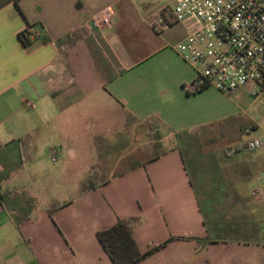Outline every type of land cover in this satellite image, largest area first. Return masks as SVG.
Wrapping results in <instances>:
<instances>
[{"label":"crops","instance_id":"1","mask_svg":"<svg viewBox=\"0 0 264 264\" xmlns=\"http://www.w3.org/2000/svg\"><path fill=\"white\" fill-rule=\"evenodd\" d=\"M108 6L118 13L132 4L0 0V264H114L97 234L127 218L139 219L133 236L139 250L150 253L137 264H264V223L263 240L247 239V225L219 223L209 213L213 202H207L216 195L215 207L221 205L223 212L252 205V192L264 186V156L228 151L229 161L242 165L239 170L230 173L229 166H222L206 179L191 152L186 157L178 140L167 137L219 129L220 119L210 105L225 95L214 88L191 94L196 73L175 50L187 27L173 24L156 31V13L133 40L117 31V21L112 31L81 29ZM28 28L31 43L24 45L20 34ZM38 33L44 37H33ZM92 49L113 54L112 73L98 72ZM105 104L120 114L115 131L126 130V119L134 128L154 123L164 135L161 143L166 138L172 146L145 160L130 156L133 163H142L136 168L128 160L121 170L103 169L112 162L105 146L110 147L107 138L113 129L96 124L85 142L88 160L79 174L84 181L74 183L75 192L58 201L56 195L65 193L57 189L58 184L63 187L57 182L63 170L53 177L41 158H50V150L57 147V163L80 159L83 154L70 140L73 123L79 122L83 109L103 110ZM260 128L258 123L254 127ZM250 132L242 127L243 134ZM263 136L264 127L255 138ZM188 162L198 169L194 174L199 186ZM229 229L243 238H227ZM208 236L210 241L198 243Z\"/></svg>","mask_w":264,"mask_h":264},{"label":"rangeland","instance_id":"2","mask_svg":"<svg viewBox=\"0 0 264 264\" xmlns=\"http://www.w3.org/2000/svg\"><path fill=\"white\" fill-rule=\"evenodd\" d=\"M175 1L177 0H131L132 7L130 9H127L124 6L118 9V20H116L117 31L122 34V36H124L125 33L129 34L127 37L133 40L135 37H138V34L141 32L143 27L148 28L145 20L149 22L151 19H153V15L158 13L162 6L173 4ZM102 52L103 51L99 49H92L90 51V53H92V62L97 68L98 72L102 73L103 71H110L112 73V68L115 64V58L111 52L108 53L105 50L103 53L107 56L106 59L104 58ZM225 96L223 100H217L215 105H210L212 106L210 110L215 114L216 117L220 119L218 121V125H216L219 127V129H211L209 132H201V134H195L194 136H188L185 133L180 134L179 137H176L172 134L167 136L170 138V140H178L176 144L180 145L186 157H189L191 152V157L193 158L195 167L197 166L203 170L206 179L209 178L208 176H210V173L213 174L218 170L221 171L222 166L224 170V166H229L227 171L230 173L237 172L239 167L242 165H240L238 161L235 160L229 161V159L226 157V152H232L234 150L237 151L236 147L239 142H246L263 133L264 92H262V94L258 97H253L252 92L248 88H242L236 95L234 94L232 96ZM105 105L106 109L103 110L90 111L88 109H83V112L78 116L79 122L77 124L76 122L73 123V135L70 137V140L77 146L78 151L83 154L80 159L73 162L66 161L65 164H62L61 162L54 163L48 157H39L43 161V166L46 172L52 174L53 177L55 176L54 174L58 172L60 167L61 170L59 172H62L63 170L61 173L62 175H60L59 179H57V182H61L63 187L58 184L57 189L59 192H63L64 190L65 193H58L56 195L58 201L69 198V195L75 192V185L77 182L84 181L81 177H79V174L81 167L83 168V166L86 165L84 162L86 159L88 160L86 155L88 146L85 144V142L90 139L89 133H91V130L94 129L96 124L101 126L104 125L106 129L108 128L110 130L117 125L116 119L120 118V114L115 112V108L109 106L108 104ZM80 106L81 105H79V107ZM255 122L261 126L260 129H254V127L257 126V123ZM125 123L126 130H123V127L116 131L113 129L111 131V136L107 138L110 139L108 141V145H110V147L105 146V150L108 149V151H110L109 153L111 154L112 162L103 165V169H107L106 167L108 166L112 170H121L128 165L130 156L134 155L133 157L137 156L140 159L145 160L155 156L163 149H168L172 146L171 143H173V141H170V143L166 138L162 143L160 142V145H158V142L154 140L155 138L153 137V132L150 130L154 123L150 124L146 122L141 125H136V128H134L135 126H128L130 123L129 119H126ZM242 127L249 129L251 132L249 134H243ZM133 128L134 130H131ZM220 128L224 129L220 130ZM93 134L95 135L94 132ZM98 139L101 140L104 138L98 137L97 140ZM206 140H214L216 142L213 145L205 146L203 142ZM46 142L48 143V140ZM57 149L60 151L59 148ZM39 154L40 156H43L42 153ZM244 154H247L248 157L253 155V153L249 152H244ZM115 158H120L122 161L115 163ZM129 161L131 164L133 161H135V158H131ZM230 163L233 165H230ZM188 166L190 175L197 186L199 181L195 178L194 171L198 169H195L192 162H188ZM96 167L99 166L96 165ZM29 175H31V173H29ZM102 180L104 179H95L96 182ZM262 180L264 181V177ZM85 182H88V180ZM71 184L73 185L71 186ZM83 184L84 182L80 184L81 188L83 187ZM66 186L68 189L65 188ZM250 187L251 186H249V188ZM257 189L264 193V186H260ZM78 190L81 189L78 188ZM216 197V195L208 196L207 202H213L212 207L214 210L212 212L210 211L209 213L215 217L219 223L223 222V224H226L227 227H237L235 224L245 226L247 225L246 227L250 233L245 236V238L254 239L255 241L261 240L263 238L261 236V232L263 230L262 225L264 223V200H255L252 198L253 204L251 203L252 205H249L245 209L242 208V210L223 212L221 211V205H216L217 207H215ZM220 197L222 196H219V198ZM205 198L206 196H203L202 198L204 202H206ZM228 231L231 233L227 236V238H243V235H241L239 231H234L231 229ZM251 234L252 236L249 237Z\"/></svg>","mask_w":264,"mask_h":264},{"label":"built area","instance_id":"3","mask_svg":"<svg viewBox=\"0 0 264 264\" xmlns=\"http://www.w3.org/2000/svg\"><path fill=\"white\" fill-rule=\"evenodd\" d=\"M116 20V9L108 6L88 18L81 29L112 31ZM173 24L188 29L175 50L196 73L191 94L205 88L228 96L241 88H249L253 97L264 92V0H177L160 8L154 29ZM236 150L264 156V136L242 142ZM49 155L52 162L58 161L57 148ZM252 197L263 199L264 193L256 189Z\"/></svg>","mask_w":264,"mask_h":264},{"label":"trees","instance_id":"4","mask_svg":"<svg viewBox=\"0 0 264 264\" xmlns=\"http://www.w3.org/2000/svg\"><path fill=\"white\" fill-rule=\"evenodd\" d=\"M17 2V0H15ZM31 32L28 28L24 33L20 34V39L24 45H29L31 43L30 37ZM44 37V35H43ZM47 42V40H44ZM208 88L202 89L197 93H200ZM153 132L154 140L160 145L161 140L164 135L161 133L158 125L151 126L150 129ZM179 137V134H174ZM142 165V163H131V168H136ZM139 219L137 218H127L118 220L117 224L112 228L99 232L97 234V239L104 247L108 253L110 259L114 264H137L146 258L150 253L143 254L134 239L133 233L135 227L138 225ZM212 238L208 236L204 240H198V243L203 244L204 242L210 241Z\"/></svg>","mask_w":264,"mask_h":264}]
</instances>
